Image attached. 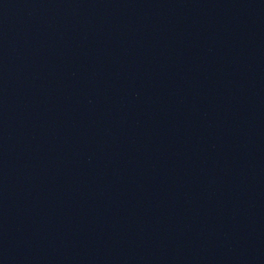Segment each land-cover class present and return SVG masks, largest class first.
Wrapping results in <instances>:
<instances>
[{
	"label": "water",
	"instance_id": "1",
	"mask_svg": "<svg viewBox=\"0 0 264 264\" xmlns=\"http://www.w3.org/2000/svg\"><path fill=\"white\" fill-rule=\"evenodd\" d=\"M0 264H264V0H0Z\"/></svg>",
	"mask_w": 264,
	"mask_h": 264
}]
</instances>
